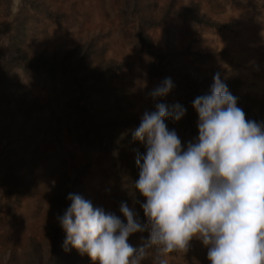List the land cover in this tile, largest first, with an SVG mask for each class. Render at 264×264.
<instances>
[{
    "label": "rangeland",
    "instance_id": "rangeland-1",
    "mask_svg": "<svg viewBox=\"0 0 264 264\" xmlns=\"http://www.w3.org/2000/svg\"><path fill=\"white\" fill-rule=\"evenodd\" d=\"M217 75L246 119L264 122V0H0V264L47 261L52 238L66 239L57 217L70 193L117 216L124 202L145 225L137 155L123 160L108 136L156 103H179L185 115L165 123L186 147L198 136L192 102ZM165 78L174 86L153 100ZM161 260L210 264L196 238L143 264Z\"/></svg>",
    "mask_w": 264,
    "mask_h": 264
},
{
    "label": "clouds",
    "instance_id": "clouds-1",
    "mask_svg": "<svg viewBox=\"0 0 264 264\" xmlns=\"http://www.w3.org/2000/svg\"><path fill=\"white\" fill-rule=\"evenodd\" d=\"M173 86L165 78L148 95L156 100ZM192 108L198 136L186 147L165 123L185 115L179 103H156L132 131L145 147L136 157L134 188L145 198L146 224L124 202L117 216L70 193V206L57 217L65 251L70 246L93 264H143L152 249L186 252L196 238L207 247L210 264H264V122L246 119L218 75L210 94L196 97ZM145 228L148 238L132 246L129 236Z\"/></svg>",
    "mask_w": 264,
    "mask_h": 264
},
{
    "label": "trees",
    "instance_id": "trees-1",
    "mask_svg": "<svg viewBox=\"0 0 264 264\" xmlns=\"http://www.w3.org/2000/svg\"><path fill=\"white\" fill-rule=\"evenodd\" d=\"M109 66H110V64H109ZM109 66L104 67V69H106L107 71H111L112 68H108ZM110 91H111V93H113V96L115 97V99L119 97V93H120L119 90H117L116 88L110 87ZM86 98H90V100H92V99L96 98V96L91 95V97H86ZM130 120L132 122L120 132V135L114 134L111 137L108 136L111 139L112 143L114 145H116V147L118 148L120 157L126 161L128 159H131L132 156H135L138 153H140L141 151L145 150V147L141 142L134 141L132 139V131L135 130L138 126L135 124V121L132 118V116L130 117ZM127 142H129V143H127ZM132 145L134 148L132 147ZM132 189L135 192L136 202L139 203L140 202V194L138 191L135 190L134 182H132ZM64 241L65 240H61L60 238H57V237L52 238V244H51V248H50V252H49V257L44 264H69V262L71 260L69 258L70 257L69 256V249L67 251H65V249L63 247ZM69 248H70V246H69ZM89 263L93 264V261L89 260Z\"/></svg>",
    "mask_w": 264,
    "mask_h": 264
},
{
    "label": "crops",
    "instance_id": "crops-1",
    "mask_svg": "<svg viewBox=\"0 0 264 264\" xmlns=\"http://www.w3.org/2000/svg\"><path fill=\"white\" fill-rule=\"evenodd\" d=\"M249 36H245V39L247 40Z\"/></svg>",
    "mask_w": 264,
    "mask_h": 264
}]
</instances>
